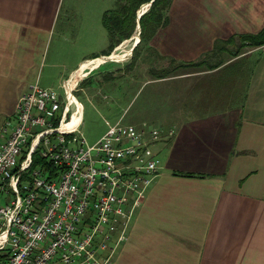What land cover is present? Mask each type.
<instances>
[{"label":"crops","instance_id":"obj_1","mask_svg":"<svg viewBox=\"0 0 264 264\" xmlns=\"http://www.w3.org/2000/svg\"><path fill=\"white\" fill-rule=\"evenodd\" d=\"M62 1L0 0V122L30 84L57 91L84 60L114 59L74 50L81 11L97 22L112 0H67L78 15L61 20ZM165 14L148 45L167 70L92 66L77 81L88 99L110 85L108 107L137 91L135 117L160 134V167L108 264H264V41L248 36L264 25V0H170Z\"/></svg>","mask_w":264,"mask_h":264},{"label":"built area","instance_id":"obj_2","mask_svg":"<svg viewBox=\"0 0 264 264\" xmlns=\"http://www.w3.org/2000/svg\"><path fill=\"white\" fill-rule=\"evenodd\" d=\"M93 63L62 80L61 96L30 84L0 122V264L110 263L160 167L156 128L116 121L86 147L71 138L81 114L72 91Z\"/></svg>","mask_w":264,"mask_h":264},{"label":"rangeland","instance_id":"obj_3","mask_svg":"<svg viewBox=\"0 0 264 264\" xmlns=\"http://www.w3.org/2000/svg\"><path fill=\"white\" fill-rule=\"evenodd\" d=\"M69 4L70 3H68L67 0L62 1V4L60 6V11L58 14V19L62 20L64 18V15L65 14L70 15V12L72 14L78 15L77 13L78 11L72 8V4L71 5ZM115 4H116V0H112L110 4L111 5L110 8H112ZM148 5L149 4H147V2L140 3L138 8L136 9V12L137 10L145 11ZM68 6L70 7V11L64 10V7L67 8ZM166 11H167V8L164 10V13H166ZM81 13H83L82 15L83 26L80 27L81 35L79 39H75L74 50L83 51L85 49L96 48L92 52L88 53L89 55L94 54V53L98 54L102 50L105 52L108 47V41H107L106 28L102 24V21L99 20L98 18H97V22H95L96 20L95 18H93V20H88L86 18V14L88 12L81 11ZM135 20L137 22L138 19H135ZM137 28L139 30V26ZM137 28L133 29L129 37L121 39L117 44H115L109 50L108 53L102 54L104 56H108L111 52L115 51L112 58L116 60L106 57L104 61L99 60L100 63H98L97 65H94L93 69L92 68L91 69L92 70H159V69H164L165 70L166 68H168L169 67L168 60H170V58L166 57L164 60L156 62L154 60L155 52L151 47L152 45L151 46L148 45V41L149 39L152 40V36L148 38L144 36L139 41V35L135 33ZM134 33H135V37L132 39V37L134 36ZM136 36H138V41H137L138 43L136 42L137 45L135 49L132 50L136 44L135 43L133 47L131 48L134 39H136ZM56 40H57V37L55 35H53L52 39L48 40L47 45H48L49 50L55 47ZM69 45H70L69 42H63V46L65 49L68 48ZM127 48H130V49H127ZM128 50L129 52H127ZM83 62H85V60ZM91 63L96 64V61L91 60L87 63L85 62V64L89 66L91 65ZM101 78H100V82L104 80ZM123 80L121 77H115L114 81H110V83L112 84V86H115L117 85L119 81H120L119 83H121ZM109 86L110 85L101 84L99 88L97 87L93 88V94L90 99H88L89 97L87 96V94L85 93V90L83 89V84L81 85L80 83H78L76 87L74 88V90L72 91V93L74 94V96L80 103L81 114H80V120L77 124V130L71 134V138L76 140L78 143L80 142V139L82 138L83 139L82 146L86 147L87 145H91L92 143L96 141V139L99 137V134L103 133V131L107 128L106 121H108V123H114L118 121L120 124H130V125H133L135 129H138V127L140 126H136L134 125V123L139 122V125H141L142 127H145L147 131L150 129V127H152V126H149V124L143 123L142 120H138V118L135 117V112L138 109L137 91L135 92L134 96L131 99H129V102H126V104H125L123 95H121L118 99L119 101H121L120 107H114V106L108 107L105 103V100H107L108 102L110 100V97H102V94L106 93L105 90L109 89L110 88ZM56 89H57V92L61 96V93L63 92L62 88L58 87ZM159 135L160 134L157 135L154 141L158 140ZM150 148H151V145H150ZM152 151L155 154L153 149Z\"/></svg>","mask_w":264,"mask_h":264},{"label":"trees","instance_id":"obj_4","mask_svg":"<svg viewBox=\"0 0 264 264\" xmlns=\"http://www.w3.org/2000/svg\"><path fill=\"white\" fill-rule=\"evenodd\" d=\"M148 1L150 0H116V4L112 8L102 12L101 21L109 36L108 47L103 54L108 53L121 39L129 37L136 23L139 26L138 35L140 41L144 36L146 38L152 36L153 32L164 22L166 18L164 10L167 8L170 0H151L147 9L138 16L136 22V9L140 3ZM248 36L252 37L254 42H263L264 25L259 31ZM137 43L132 50L135 49Z\"/></svg>","mask_w":264,"mask_h":264},{"label":"water","instance_id":"obj_5","mask_svg":"<svg viewBox=\"0 0 264 264\" xmlns=\"http://www.w3.org/2000/svg\"><path fill=\"white\" fill-rule=\"evenodd\" d=\"M150 1H151V0H150ZM150 1H148L147 4H149ZM143 11H144V10H142V11L137 10V12H136V19H138V16H139ZM137 27H138V23L136 24L135 29H136ZM138 32H139V30H138V28H137V30H136V34H138ZM137 41H138V36H136V39H134L131 48L133 47V45H134Z\"/></svg>","mask_w":264,"mask_h":264},{"label":"bare ground","instance_id":"obj_6","mask_svg":"<svg viewBox=\"0 0 264 264\" xmlns=\"http://www.w3.org/2000/svg\"><path fill=\"white\" fill-rule=\"evenodd\" d=\"M134 37H135V35H134ZM127 49H130V48H127ZM127 52H129V50L127 51ZM126 53V52H125ZM123 58V57H122ZM120 59V58H119ZM98 61V60H97Z\"/></svg>","mask_w":264,"mask_h":264}]
</instances>
